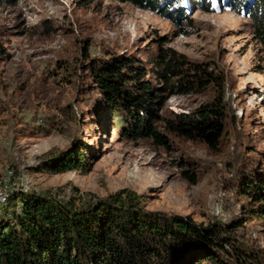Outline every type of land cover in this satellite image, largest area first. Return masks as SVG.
<instances>
[{"label": "rangeland", "instance_id": "374dc122", "mask_svg": "<svg viewBox=\"0 0 264 264\" xmlns=\"http://www.w3.org/2000/svg\"><path fill=\"white\" fill-rule=\"evenodd\" d=\"M185 2L175 18L121 0H0V175L13 169L30 189L76 201L134 190L147 210L221 223L245 264H264V46L246 9ZM160 48L217 75L154 104L169 146L126 134L129 121L110 112L93 75L98 62L123 56L160 86L153 73ZM208 101L224 125L213 144L165 127ZM71 145L83 152L81 166L36 169ZM13 214L0 204V219Z\"/></svg>", "mask_w": 264, "mask_h": 264}, {"label": "trees", "instance_id": "16d2710c", "mask_svg": "<svg viewBox=\"0 0 264 264\" xmlns=\"http://www.w3.org/2000/svg\"><path fill=\"white\" fill-rule=\"evenodd\" d=\"M121 1L175 12V18L184 15L183 9L177 8L189 4L183 3L186 0ZM199 1L201 8L210 10L207 0ZM225 4L236 11H248L255 36L264 46V0H226ZM98 63L93 71L95 81L110 112L129 121L126 134L150 137L155 144L165 146L170 141L159 129L154 104H161L165 92L192 91L217 77L198 62L187 63L172 48H160L155 58L153 73L160 86H153L144 67L127 57ZM164 125L185 138L212 144L224 129L219 106L212 101L195 111L177 113ZM82 153L71 145L43 157L36 169L59 172L81 166ZM260 188V198L264 199V185ZM3 205L14 207V214L0 219V264L246 263V253L232 244L221 223L201 225L189 218L147 210L134 190L124 188L104 197H79L76 201L73 196L57 197L49 190L28 187L11 193ZM260 208L264 213V207Z\"/></svg>", "mask_w": 264, "mask_h": 264}, {"label": "built area", "instance_id": "2783aa9c", "mask_svg": "<svg viewBox=\"0 0 264 264\" xmlns=\"http://www.w3.org/2000/svg\"><path fill=\"white\" fill-rule=\"evenodd\" d=\"M22 173L18 178L20 181L14 179L13 169H8L4 174L0 175V203L4 204L8 201L9 195L19 189L30 187L29 183L23 179Z\"/></svg>", "mask_w": 264, "mask_h": 264}]
</instances>
